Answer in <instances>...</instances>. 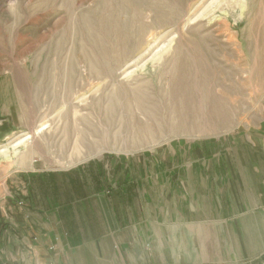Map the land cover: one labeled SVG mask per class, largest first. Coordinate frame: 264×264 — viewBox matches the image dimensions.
<instances>
[{"label":"rangeland","instance_id":"rangeland-1","mask_svg":"<svg viewBox=\"0 0 264 264\" xmlns=\"http://www.w3.org/2000/svg\"><path fill=\"white\" fill-rule=\"evenodd\" d=\"M3 149L0 232L25 173L111 198L169 158L264 167V0H0Z\"/></svg>","mask_w":264,"mask_h":264},{"label":"crops","instance_id":"crops-1","mask_svg":"<svg viewBox=\"0 0 264 264\" xmlns=\"http://www.w3.org/2000/svg\"><path fill=\"white\" fill-rule=\"evenodd\" d=\"M166 165L147 167L149 179L111 198L82 177L75 189L45 173L14 176L1 209L0 264H256L264 167H220L215 158ZM19 190L24 206L15 205Z\"/></svg>","mask_w":264,"mask_h":264},{"label":"bare ground","instance_id":"bare-ground-1","mask_svg":"<svg viewBox=\"0 0 264 264\" xmlns=\"http://www.w3.org/2000/svg\"><path fill=\"white\" fill-rule=\"evenodd\" d=\"M32 138V134H30V133H27V135H26V137L24 138V139H22L20 142L22 143V142H27V141H29L30 139ZM20 142H18V143H20ZM0 152H4V154H5V152H6V149H3V150H1ZM3 155V154H2ZM7 157H8V155H6Z\"/></svg>","mask_w":264,"mask_h":264},{"label":"built area","instance_id":"built-area-1","mask_svg":"<svg viewBox=\"0 0 264 264\" xmlns=\"http://www.w3.org/2000/svg\"><path fill=\"white\" fill-rule=\"evenodd\" d=\"M256 264H264V259H260Z\"/></svg>","mask_w":264,"mask_h":264}]
</instances>
